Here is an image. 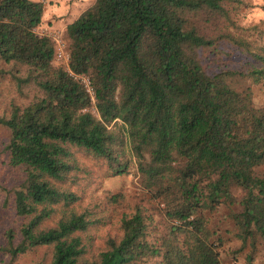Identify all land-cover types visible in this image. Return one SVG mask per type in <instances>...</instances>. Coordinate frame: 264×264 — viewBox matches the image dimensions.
<instances>
[{"label":"trees","instance_id":"1","mask_svg":"<svg viewBox=\"0 0 264 264\" xmlns=\"http://www.w3.org/2000/svg\"><path fill=\"white\" fill-rule=\"evenodd\" d=\"M242 3L95 0L65 30L71 74L54 65L53 40L36 31L44 3L0 0V62L26 71L20 90L34 83L41 93L0 117L8 163L24 175L14 202L26 223L18 243L9 235L12 261L48 248L50 264H223L205 214L223 205L240 207L230 218L243 247L264 246V106L250 86L239 88L243 79L264 84V32L245 39L228 31ZM226 44L249 59L216 70ZM77 76L89 78L93 95ZM74 148L104 159L113 174L134 160L166 232L153 238L137 206L123 215L121 236L87 259L83 235L94 222L75 209Z\"/></svg>","mask_w":264,"mask_h":264},{"label":"rangeland","instance_id":"2","mask_svg":"<svg viewBox=\"0 0 264 264\" xmlns=\"http://www.w3.org/2000/svg\"><path fill=\"white\" fill-rule=\"evenodd\" d=\"M34 1L43 2L45 10L58 11V8L63 7L65 0ZM66 1L68 5L76 6L85 3L87 6L84 2L86 0ZM90 1L95 2V0ZM235 6L237 9L233 21L236 26L229 27L230 33L236 38L253 39L264 32V0H243L241 5ZM36 31L39 35H48L53 40L55 49L58 44L54 38L57 36L70 52L65 31L44 30L43 33L39 28ZM222 49L225 52L219 55L218 61L216 60L214 65L216 70L219 66L233 70L237 65L240 66L249 59L246 55L241 56L236 48L234 50L228 44L224 45ZM54 65L66 69V66L56 59H54ZM26 77L27 73L23 68L0 62V117H10L13 105L25 107L41 95L34 83L23 85L22 89H19L17 79ZM248 86L253 91L256 104L264 106V84L243 79L239 88ZM90 111L97 115L95 107H92ZM9 138L10 131L0 125V264H50L52 255L48 248L30 251L14 261L6 251L9 235L12 233L18 243L21 239L20 229L26 223V220L19 217L15 211L14 195L23 183L24 175L8 163L9 156L6 146ZM72 151L80 167L75 176L76 182L70 188L79 197L75 209L78 213H88L94 222L88 232L83 235L84 243L87 246L85 255L87 259H92L93 256L103 251L109 238L121 236L120 222L123 215L132 214L137 206H141L150 217L153 238L160 237L166 232L165 220L161 213L162 206L142 188L134 160L125 173L113 174L104 159L89 154L85 150L74 148ZM127 156L128 159L132 158L129 153ZM258 171L264 173V167ZM235 193L241 196L237 191ZM239 211V206L230 208L223 205L213 211L205 212L206 216L211 219L210 227L216 231L217 238L221 242L219 246L221 261L223 264H264V246H259L254 252L251 246L243 247L242 241L237 236L230 214ZM59 217L56 215L48 222V225L54 226ZM250 255L254 257L252 261L249 259ZM140 264H157V262L155 259H149Z\"/></svg>","mask_w":264,"mask_h":264},{"label":"crops","instance_id":"3","mask_svg":"<svg viewBox=\"0 0 264 264\" xmlns=\"http://www.w3.org/2000/svg\"><path fill=\"white\" fill-rule=\"evenodd\" d=\"M84 2H86L87 6L85 3H80V5L77 4L76 6L78 7H76L74 5H68L65 0L63 7L58 8V11H53V9L45 10L43 22L39 30L42 29L43 33L45 32L44 30H60L64 32L70 24L76 21L83 12L94 4L93 1L90 0Z\"/></svg>","mask_w":264,"mask_h":264},{"label":"built area","instance_id":"4","mask_svg":"<svg viewBox=\"0 0 264 264\" xmlns=\"http://www.w3.org/2000/svg\"><path fill=\"white\" fill-rule=\"evenodd\" d=\"M54 40L58 44L56 47V52H55V59L58 62H62L66 66V70L72 74L71 69H70V52L66 49V46L64 45V43H61L59 41V38L57 36H55ZM76 78L82 80V82L85 84L86 88L88 89V92L91 95H93L91 82L89 78L85 76H77Z\"/></svg>","mask_w":264,"mask_h":264}]
</instances>
